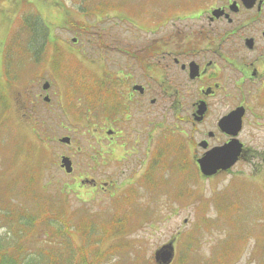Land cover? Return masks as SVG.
Instances as JSON below:
<instances>
[{
    "label": "flooded vegetation",
    "instance_id": "1",
    "mask_svg": "<svg viewBox=\"0 0 264 264\" xmlns=\"http://www.w3.org/2000/svg\"><path fill=\"white\" fill-rule=\"evenodd\" d=\"M157 1L155 12L142 14L144 24L120 0L86 5L81 28H71L70 45L59 47L67 69L45 58L30 81L11 72L1 80L0 102L11 98L23 122L32 113L37 129L40 105L52 112L54 101L66 99L68 116L81 119L82 141L75 150L70 138L61 157L70 159L65 176L85 205L145 189L154 171L175 164L199 180L198 160L224 147L233 158L234 145V164L205 180L241 179L264 199V0H209L187 17L193 24Z\"/></svg>",
    "mask_w": 264,
    "mask_h": 264
},
{
    "label": "rangeland",
    "instance_id": "2",
    "mask_svg": "<svg viewBox=\"0 0 264 264\" xmlns=\"http://www.w3.org/2000/svg\"><path fill=\"white\" fill-rule=\"evenodd\" d=\"M80 1L1 0L0 46L4 41V45L7 42V46H11L12 34L15 33V43L21 44H17L15 47L20 46L24 49L25 45L30 47L29 41L22 37L29 38L32 33L31 30L38 29V21L33 11H36L41 18L52 21L63 20L65 13L63 12L61 17L57 13L61 3L64 10L70 11L67 17L79 21L80 14L78 12H76L77 14L73 13L72 8L75 11L79 10ZM204 3H207L205 7L207 8L209 0H166V7L167 9H176L172 15L180 14L183 16L185 24H193L197 20L187 17L192 16L194 13L191 12ZM120 4L122 9L127 12L131 11L132 17H137L142 24L146 23L142 14L147 8L150 7L155 12L162 5L157 0H120ZM178 8L187 10L182 11ZM51 24L55 23L52 22ZM56 31H62L60 35L62 41ZM137 33L142 34L140 31ZM48 36L50 39L56 37L54 42L57 43V46L64 47L65 42L63 41H69L66 39L68 37L66 30H55L53 26L48 27ZM30 43L33 44V41ZM11 67L20 71L24 76L26 71L32 68V63L22 60ZM1 83L0 90L3 88ZM51 97L54 99L55 95L51 93ZM55 107L54 102L51 108ZM71 122L72 124L77 123L72 120ZM67 136L73 139V149L76 150L81 146L82 138L77 130L71 128L58 129L55 134L56 139ZM53 137V135H45L44 139L48 141H42L38 135L33 134L27 124L20 120L14 109H9L4 114L0 106V200H6L8 204L9 201L15 202V209L11 211V207H9V213L25 211L30 214L28 216L31 219V215L37 216L35 217V224H20L24 228L20 231H11L18 227L15 223L7 224L11 230L1 226L0 223V254L3 253L2 259L16 258L23 262L35 260L41 250H49L51 246L42 234L62 231L64 228L62 222H66L68 225L70 221L68 238H65L69 240V245L65 250L63 249L64 244L60 245L63 239L52 235V241L59 243L57 250H64L61 260H59L62 261V264L83 263L85 255L89 258L93 256L98 258L95 264H154L152 260L154 251L168 243L172 238H175L177 255L173 264H252V261H264V212L259 214L262 197L258 195L255 199L250 198L251 195L247 196L248 191L244 187L248 182L236 179L235 187H233L234 183H231L229 177L211 183L199 181L196 194L187 197L186 200H180L181 202H175L171 197H163L156 203L158 206L154 204L150 196L146 195L141 202L147 204L150 200L154 217L148 221L146 220L147 214H144L146 221H143V224H138V226V221H135L138 216H132V213H129L131 216L125 222L127 225H124L122 224L123 214L119 215L117 222L115 220L118 214H109L113 213L111 210L113 204L109 202L98 205L96 200V205L82 206L78 200H74L73 208H79L72 212L67 211L65 196L59 194L58 189L61 184L68 185L70 181L66 180L62 172L56 171L53 167L55 161L51 142ZM54 150L59 155L64 153L66 148L57 145V148L54 146ZM76 162L81 166L79 158L76 159ZM35 175V188L37 190L38 186L40 187L39 193L34 191L32 176ZM118 184L121 185V183ZM30 192L31 198L22 196L23 194L27 196ZM215 194H218L222 201L218 199L212 204L210 201L215 198L212 197ZM37 196L40 204L35 202ZM168 199L170 200L168 206H165L164 202ZM239 200L246 201L247 205L254 209V213L248 215L245 213L235 214L234 228L223 226L215 229V221H203L204 214L209 220L215 219L216 210L222 207L224 202L229 203L230 210H234L232 212L235 213L236 205L233 204ZM119 201H117V207ZM70 202L71 200L68 203ZM106 206L109 208L107 212H96L97 207L105 208ZM148 216L151 217V215ZM1 220L2 217L0 216ZM229 223L231 224V222ZM85 226L87 228L83 229ZM120 227L123 228V233ZM114 228L118 229L115 233H119V235L112 234ZM84 230H86V234ZM250 230H252L251 234ZM225 231L230 232V237L237 233L240 234L236 235L240 239L242 236L247 237L250 234L248 236L250 239L245 242L247 245L244 244L246 250L244 249L243 255L239 253L242 250V245L235 239L226 241L228 247L224 243L217 244L224 238ZM254 240L263 244H256L254 250L251 251L252 254H249ZM82 249L83 252H81ZM229 249L235 254H232ZM66 250L70 252L68 259ZM100 254L103 255V258ZM101 258L102 260H100Z\"/></svg>",
    "mask_w": 264,
    "mask_h": 264
},
{
    "label": "trees",
    "instance_id": "3",
    "mask_svg": "<svg viewBox=\"0 0 264 264\" xmlns=\"http://www.w3.org/2000/svg\"><path fill=\"white\" fill-rule=\"evenodd\" d=\"M0 2H1V0H0ZM13 38H15V33L12 34V39ZM22 196H24L25 198H31V192L27 196H25V195H22ZM34 197H36V196H34ZM65 199L67 201L66 197H65ZM9 202L10 203L8 204V201L0 200V216L9 223L17 224L18 230L24 229L20 224H22V225L28 224L29 220L31 219V217L28 216L30 214L25 212V211L19 212V213H9L10 212L8 210L9 207H11V211H13L15 209V202H13V201H9ZM35 202L39 203L38 196H37V199L35 200ZM43 207H45V205H43ZM236 208L237 207H235V210H236ZM232 211H234V210H230L229 203L226 204L224 202L222 207H220L218 212H219V216L222 217L223 219H226L228 224H230L229 222H231V224H235L236 219L234 217H236V215H235L236 213H234ZM123 216H124L123 220L125 218L130 217V215H123ZM30 222H32V221L30 220ZM62 224L64 227L62 229V231L60 230V231H58L56 233H52V234H49V233L42 234V236L45 237L44 239H46L48 241L49 245L51 244L50 249L49 250H41L40 254H37L38 257L35 260H32L34 262H28L25 264H62V261H59V260H61V255H63V251L69 245V240H66L65 238H68L67 235L69 234V224H71V222L69 221L68 225L66 222H62ZM87 226H85L83 229L87 228ZM114 229H115V231H117V228H114ZM121 229H122V227H121ZM84 231L86 234V230H84ZM251 232H252V230H250V234H251ZM52 235L63 239L61 241L60 245L62 243L64 244V248H63L64 250L63 249L57 250L59 243H55L52 241L53 240ZM66 251H67L66 255H67V259H68V258H70L68 256L70 254V252H68V250H66ZM81 252H83V249ZM2 256H3V253L0 254V257H2ZM78 259L80 261V256ZM97 259L98 258H96L95 256H93L92 258H89L85 255L84 256V262L83 263L79 262V264H95L97 262ZM0 264H24V263H22L21 261H17V260L8 261V259H0ZM177 264H180V263H177ZM181 264H187V263H181Z\"/></svg>",
    "mask_w": 264,
    "mask_h": 264
},
{
    "label": "water",
    "instance_id": "4",
    "mask_svg": "<svg viewBox=\"0 0 264 264\" xmlns=\"http://www.w3.org/2000/svg\"><path fill=\"white\" fill-rule=\"evenodd\" d=\"M65 141L66 139L62 140V142H65ZM213 152L207 153V155L203 159L198 161L200 165L201 173L205 176L211 175L218 168H223V169L228 168L230 167L232 163V162H229L225 156H222L221 152H219L220 155L213 154ZM63 164L67 170V165H68L67 160L63 159L62 165ZM68 172H69V166H68ZM172 256H173V249L171 245H166L162 247L160 250H158L154 254L155 261L158 264H169L172 260Z\"/></svg>",
    "mask_w": 264,
    "mask_h": 264
}]
</instances>
